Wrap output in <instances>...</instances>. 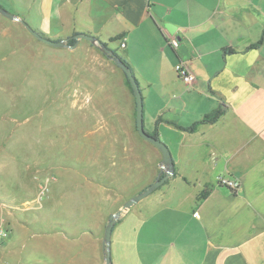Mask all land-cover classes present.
I'll use <instances>...</instances> for the list:
<instances>
[{
  "label": "crops",
  "instance_id": "0c3cea01",
  "mask_svg": "<svg viewBox=\"0 0 264 264\" xmlns=\"http://www.w3.org/2000/svg\"><path fill=\"white\" fill-rule=\"evenodd\" d=\"M0 5L38 22V31L54 41L82 33L121 43L120 57L142 91L144 128L168 146L175 171L139 211L134 249L126 240L129 256L136 250L144 264H264V0ZM167 36L179 39L178 50ZM180 60L196 75L191 87L175 71ZM125 86L132 95L129 123L137 128L135 96ZM220 109L216 122L203 123ZM220 175L238 180L237 192L220 186ZM65 239L79 243L80 255L81 237Z\"/></svg>",
  "mask_w": 264,
  "mask_h": 264
},
{
  "label": "rangeland",
  "instance_id": "374dc122",
  "mask_svg": "<svg viewBox=\"0 0 264 264\" xmlns=\"http://www.w3.org/2000/svg\"><path fill=\"white\" fill-rule=\"evenodd\" d=\"M107 45L122 56L121 43ZM125 83L92 43L54 47L0 14V215L11 230L0 264H106L109 217L155 182L163 159L129 123ZM163 189L117 220L112 264H144L126 240L134 249L139 211ZM66 236L81 237L80 255Z\"/></svg>",
  "mask_w": 264,
  "mask_h": 264
},
{
  "label": "water",
  "instance_id": "95a60500",
  "mask_svg": "<svg viewBox=\"0 0 264 264\" xmlns=\"http://www.w3.org/2000/svg\"><path fill=\"white\" fill-rule=\"evenodd\" d=\"M0 14L11 21H16V22L21 23L28 30V32L31 35H33L35 38L51 46H54V47L75 49L81 39H85L89 41L93 45L99 47L112 61H114L116 65L125 73V75L129 79V82L132 86L133 93H134L135 100H136L137 131L144 140L152 143L155 147H157V149L161 152L163 159L160 165V174L158 178L155 180V182H153L151 185H149L146 189H144L139 194L135 195L134 197L126 201L123 204L121 209H119L116 213L112 214L109 217L108 225L105 229L102 246H103V252L105 254V263L112 264V234H113V229L116 225L117 220L123 215V213L130 210L137 203H139L143 199L150 196L154 191H156L170 177L174 175V172H175L174 162H173L171 152L168 146L165 143H163L158 137H155L146 132L144 128V120H143V117H144L143 95H142L140 85L134 75V72L132 68L122 58L114 55V52L104 42H102L100 39H98L95 36L86 35L82 33H78L73 36V39H75L76 41L74 44L69 43L71 39L54 41L50 38L45 37L39 32L35 31L22 18H20L16 14L10 13L8 10L4 9L2 6H0ZM171 26L172 25H168L166 27L167 29H170Z\"/></svg>",
  "mask_w": 264,
  "mask_h": 264
},
{
  "label": "built area",
  "instance_id": "2783aa9c",
  "mask_svg": "<svg viewBox=\"0 0 264 264\" xmlns=\"http://www.w3.org/2000/svg\"><path fill=\"white\" fill-rule=\"evenodd\" d=\"M170 46L174 50H178L180 47V41L175 36H167ZM175 71L179 78L187 85L192 86L196 81V75L192 71L190 64L187 61L180 60L175 65ZM217 182L220 186H227L232 189L233 192H237L240 188V182L238 180H231L222 175L217 177ZM10 227L3 216L0 215V249L4 247L10 237Z\"/></svg>",
  "mask_w": 264,
  "mask_h": 264
},
{
  "label": "trees",
  "instance_id": "16d2710c",
  "mask_svg": "<svg viewBox=\"0 0 264 264\" xmlns=\"http://www.w3.org/2000/svg\"><path fill=\"white\" fill-rule=\"evenodd\" d=\"M1 6V5H0ZM43 34V33H42ZM44 35V34H43ZM45 36V35H44ZM76 41L75 39H72L70 41L71 44H74ZM124 60V59H123ZM125 61V60H124ZM125 74V73H124ZM125 79H126V82H127V85L129 86V88L131 89V91L133 92V89H132V86L129 82V79L127 78V76L125 75ZM223 110L220 109V110H217L214 114L210 115V116H207L204 120H203V123H213V122H216L223 114ZM153 136L155 137H158L156 134H154Z\"/></svg>",
  "mask_w": 264,
  "mask_h": 264
},
{
  "label": "flooded vegetation",
  "instance_id": "af4514ba",
  "mask_svg": "<svg viewBox=\"0 0 264 264\" xmlns=\"http://www.w3.org/2000/svg\"><path fill=\"white\" fill-rule=\"evenodd\" d=\"M112 51L114 52V55L120 57L116 51H114V50H112Z\"/></svg>",
  "mask_w": 264,
  "mask_h": 264
}]
</instances>
